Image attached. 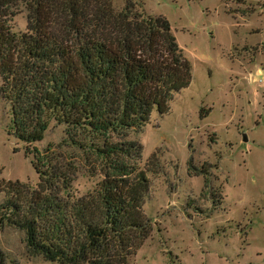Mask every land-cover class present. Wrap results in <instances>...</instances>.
Returning a JSON list of instances; mask_svg holds the SVG:
<instances>
[{"label":"trees","instance_id":"1","mask_svg":"<svg viewBox=\"0 0 264 264\" xmlns=\"http://www.w3.org/2000/svg\"><path fill=\"white\" fill-rule=\"evenodd\" d=\"M112 2L0 0V96L10 133L30 144L51 121L83 131L102 175L73 197L72 178L42 154L33 157V186L0 179V226L23 231L27 252L56 264H127L148 236L141 206L158 160L152 152L139 167L141 145L127 137L153 109L166 113L191 78L163 16L145 14L136 0L120 9ZM19 5L25 28L14 31ZM209 168L191 158L187 165L194 175Z\"/></svg>","mask_w":264,"mask_h":264},{"label":"rangeland","instance_id":"2","mask_svg":"<svg viewBox=\"0 0 264 264\" xmlns=\"http://www.w3.org/2000/svg\"><path fill=\"white\" fill-rule=\"evenodd\" d=\"M136 2L167 20L191 78L166 113L153 109L128 134L141 145L139 167L152 152L158 164L146 173L141 206L150 232L127 264H264V0ZM13 11V30L23 31L26 11ZM9 119L0 96V179L33 186V157L42 154L72 178L73 197L102 178L85 132L51 121L40 141L26 144ZM190 158L197 169L211 165L207 174L189 173ZM23 237L0 226L3 264H56L30 255Z\"/></svg>","mask_w":264,"mask_h":264},{"label":"built area","instance_id":"3","mask_svg":"<svg viewBox=\"0 0 264 264\" xmlns=\"http://www.w3.org/2000/svg\"><path fill=\"white\" fill-rule=\"evenodd\" d=\"M260 72H261V70L259 68L256 69V74H260ZM258 81H260V80L258 79Z\"/></svg>","mask_w":264,"mask_h":264}]
</instances>
